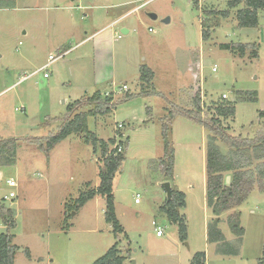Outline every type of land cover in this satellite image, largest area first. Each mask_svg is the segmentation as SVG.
Wrapping results in <instances>:
<instances>
[{
    "label": "rangeland",
    "instance_id": "rangeland-1",
    "mask_svg": "<svg viewBox=\"0 0 264 264\" xmlns=\"http://www.w3.org/2000/svg\"><path fill=\"white\" fill-rule=\"evenodd\" d=\"M229 1L15 0L12 8L0 10V141L17 140L14 164L0 165V203L14 212V264H93L116 243L124 264H189L191 251L204 252V264H258L264 192L255 186L242 205L220 215L218 228L238 254L219 253L222 245L209 243L206 236L213 220L204 202L211 135L180 116L169 119L178 109L195 111L198 96L202 119L235 102L234 117L219 121L228 135L253 139L264 131V10L259 11L257 28L241 29L235 14L245 4L228 9ZM139 5L137 12L97 37L103 41L100 48L93 38L80 44ZM225 11L227 18L216 15ZM125 27L129 34L121 33ZM239 44L250 46L241 57L224 49ZM65 51L48 68V79L42 73L29 76L49 54L55 59ZM141 67L153 72L147 85L140 84ZM124 85L126 92L121 91ZM96 92L111 98L115 108L89 117L88 130L104 142L115 140L108 152L119 143L124 150L125 160L113 180L115 214L124 231L116 236L105 222L103 198L74 209L82 192L98 186L100 152L82 134L68 136L49 154L38 146H46L44 139L58 132L71 103ZM252 92L256 101L238 99L239 94L253 98ZM164 122L180 174L177 184L188 193L180 209L188 246L180 242L177 225L160 211L167 201L163 185L169 183L158 164ZM215 144L227 153L223 144ZM10 179L15 188L8 187ZM171 189L176 190L173 184ZM10 192L14 199L8 198ZM234 212L243 229L240 241L227 223ZM156 227L163 231L162 239L156 237ZM5 231L0 222V234Z\"/></svg>",
    "mask_w": 264,
    "mask_h": 264
},
{
    "label": "trees",
    "instance_id": "trees-1",
    "mask_svg": "<svg viewBox=\"0 0 264 264\" xmlns=\"http://www.w3.org/2000/svg\"><path fill=\"white\" fill-rule=\"evenodd\" d=\"M242 3L245 4V8L238 9L235 14L238 27L241 29L257 28L259 11L264 10V0H230L228 2V9H236ZM14 4L15 0H0V10L12 8ZM216 15L223 18L229 16L226 11L217 12ZM216 25H218V22ZM201 26H206V22L203 21ZM247 48H250L248 44L224 46L225 50L232 53L237 52L240 57L245 54ZM250 55L256 58L257 52L252 50ZM152 79L153 72L149 68L141 67L139 77L140 84L147 85L151 83ZM145 94L148 95V93ZM250 95H254V97H243L242 99V94H239L238 99L244 102L256 101V93L252 92ZM112 105L111 98H107V96L103 98L98 92L90 97H83L74 101L68 106L66 119L61 123L58 132L44 139L46 141V146H38L44 153L49 154L50 151L68 136L72 134H82L85 137V141L91 143L95 151L98 150L100 152L101 162L98 168V186L95 189H87L85 192H82L78 199L75 200L74 209L78 210L96 196L103 198L105 202V222L111 225L112 232L116 236L117 234H122L123 229L115 214L113 180L125 160L123 146L122 152H118L116 147L108 152V146H114L115 140L110 139L107 142L99 140L89 132L87 126V119L89 117L105 115ZM90 107L94 109H90ZM84 108H88V111H82ZM194 108L195 111L178 109V115L176 113H169V116H171L169 119L171 121L173 118L180 116L191 123L203 127L211 135L209 138L210 141L206 145L205 187L206 205L214 218L207 226V238L209 243L222 245V248L218 250L222 255H236L238 254V250L232 249L224 241V236L218 228L220 222L219 217L221 214L233 211L242 205L255 186L258 187L260 192H264V131H259L253 139L228 135L226 130L219 126V121L220 118L234 117V101H228L218 106L215 109V116L208 119H202L201 117L198 96L194 97ZM95 109L97 110L95 111ZM169 129V126L164 122L162 125L163 157L158 160L159 168L166 178V181L172 179L174 167V149L168 140ZM217 141L227 148L228 151L226 154L221 153L219 147L215 144ZM16 146L17 140L15 139L0 141V154L7 155L0 157V165L14 164ZM225 173H229L231 176L229 185L224 184ZM184 206V194L171 189L170 200L166 201L165 204L160 207V211L165 214L167 220L177 225L178 236L182 242L186 240V225L184 219L179 214V210L184 208ZM70 210L71 209H69V211ZM13 217V210L6 208L0 203V222L6 229L3 234H0V264H14L17 247L13 245L14 235L11 233L15 227ZM227 223L231 232L240 241L243 235V229L239 224V214L236 212L230 214L227 218ZM117 247L118 244H114L103 257L96 260L93 264H124L125 257L120 255ZM204 262L205 254L200 252L193 256L190 264H204ZM258 264H264V240L262 256L258 260Z\"/></svg>",
    "mask_w": 264,
    "mask_h": 264
},
{
    "label": "crops",
    "instance_id": "crops-1",
    "mask_svg": "<svg viewBox=\"0 0 264 264\" xmlns=\"http://www.w3.org/2000/svg\"><path fill=\"white\" fill-rule=\"evenodd\" d=\"M139 7H140V5L139 6H137V7H135V8H133L132 10H130L128 13H126V14H124V15H122V16H120V17H117L116 19H114V20H112V21H108V23L106 24V25H104L100 30H98V31H96V32H94V33H92V35H90V36H88L87 38H85L83 41H81L80 42V44L81 43H84L85 41H87L88 39L90 40L91 38H93L94 40H96L97 39V37H101L104 33H106L107 31H110L111 29H112V27L114 26V24L115 23H117V21H119V20H121V19H123L126 15H128V14H130V13H134V12H137L138 11V9H139ZM94 8V7H93ZM113 25V26H112ZM124 30H127V32H126V34H129L130 33V29L128 28V27H125V28H123ZM85 34H87V32L85 33ZM110 34L112 35V31L110 32ZM114 34H116V32H114ZM118 38H119V36H118ZM103 44V41L102 40H100L99 42H97V40H96V47H98V48H100V46ZM79 45V44H78ZM71 50V48L69 49V51ZM68 51H65L64 53H62V54H59L55 59H52L51 58V54H49V56L47 57V61L45 62V64H47L48 62H50L51 60H53L52 61V64L57 60V59H59L62 55H64V54H66ZM44 64V65H45ZM51 64V65H52ZM43 66V65H42ZM41 66V67H42ZM41 67H39V68H41ZM38 68V69H39ZM37 69V70H38ZM35 72V71H34ZM44 79V78H43ZM48 79V78H47ZM46 80V79H45ZM127 91H128V89H127ZM175 166H176V162H174V167H173V175H172V179L171 180H169V183H170V186H171V188H172V184H173V187L177 190V191H179V192H182L183 194H184V197L185 198H187V196H186V194H188V193H184L182 190H184L182 187H180L177 183H180V182H178V178L180 177V174L178 175V172H177V170H176V168H175ZM203 174H204V172H203ZM230 180H231V176H230V174L229 173H225L224 174V184L225 185H229V183H230ZM166 181V180H165ZM171 181H172V183H171ZM205 182H206V173H205ZM190 186H188V188H189ZM205 187V186H204ZM192 188V187H191ZM191 188H190V190H191ZM204 202L206 203V187L204 188ZM95 198H99V199H102L101 197H95ZM94 198V199H95ZM185 204H186V202H185ZM162 205H160V207H161ZM115 207V206H114ZM10 209V208H9ZM231 212V211H230ZM179 214H180V216L184 219V222H185V225H186V220H185V217H184V214H182V212H181V210H179ZM212 218H214V217H212ZM211 218V219H212ZM210 219V220H211ZM210 223V222H209ZM208 223V224H209ZM175 225V224H174ZM124 232V231H123ZM206 236H207V230H206ZM157 237V236H156ZM158 239H162L163 238V236L162 237H157ZM187 238H188V236H187V232H186V240L185 241H187ZM185 241H183V242H185ZM207 241H208V238H207ZM180 242H182V241H180ZM185 245L186 246H188V244L185 242ZM189 250V249H188ZM194 251H191V253L190 252H188V258L190 259V261H189V264H190V262H191V260H192V258H193V256L196 254V253H200V252H196V253H193ZM204 253V252H203ZM205 254V253H204ZM129 264H130V261H129Z\"/></svg>",
    "mask_w": 264,
    "mask_h": 264
},
{
    "label": "built area",
    "instance_id": "built-area-1",
    "mask_svg": "<svg viewBox=\"0 0 264 264\" xmlns=\"http://www.w3.org/2000/svg\"><path fill=\"white\" fill-rule=\"evenodd\" d=\"M52 61H53V60H51V61L48 62L47 64L43 65L41 68H39V69L36 70L35 72L31 73L29 76H34V75H36V74H41V73H42V77H43L44 79H47V78L49 77L48 68L51 66ZM212 70L215 71L214 68H213ZM121 91H125V92H126V91H127V86L124 85V86L122 87ZM222 99H223V100H227V99H228L227 95L223 94V95H222ZM119 128H121V126H119ZM120 142H121V141H120ZM116 148H117V151H118V152H122V146H121L120 144H117V145H116ZM7 185H8V187H10V188H15L17 184H16L15 181H13V180L10 179V180L7 181ZM15 197H16V195H15V193H13V192H10L9 195H8V198H9V199H14ZM138 202H139V195H136V197H135V199H134V203H138ZM153 224H154V223H153ZM154 226H155V225H154ZM155 234H156L157 237H162V236H163V231L161 230V228L156 227V229H155Z\"/></svg>",
    "mask_w": 264,
    "mask_h": 264
},
{
    "label": "water",
    "instance_id": "water-1",
    "mask_svg": "<svg viewBox=\"0 0 264 264\" xmlns=\"http://www.w3.org/2000/svg\"><path fill=\"white\" fill-rule=\"evenodd\" d=\"M150 17L153 18V19L156 18L154 15H151ZM164 22H165V23H168L169 20L167 19V20H165ZM126 32H127V30H124V29L121 30V33H122V34H126ZM163 186H164V188H165L167 201H169L170 198H171V186H170V183H167V182H166ZM130 264H135V262H134L133 260H130Z\"/></svg>",
    "mask_w": 264,
    "mask_h": 264
}]
</instances>
